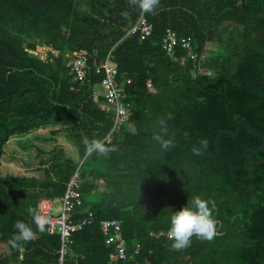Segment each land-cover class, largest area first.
<instances>
[{
  "label": "trees",
  "instance_id": "trees-1",
  "mask_svg": "<svg viewBox=\"0 0 264 264\" xmlns=\"http://www.w3.org/2000/svg\"><path fill=\"white\" fill-rule=\"evenodd\" d=\"M141 14L129 0H0V243L7 249L0 264L57 263L60 236L37 230L28 210L62 198L88 154L82 139L110 132L113 114L95 99L102 82L96 67L108 56L118 81H132L133 109L115 134L116 149L84 162L85 207L76 218L92 224L74 235L66 264H135L110 256L114 248L100 230L108 219L121 221L128 247L141 244L149 264H264V164L249 161L263 140L244 124L238 134H221L237 132L243 119L264 136V0H161L155 14L145 13L154 27L145 38L130 34ZM167 29L191 37L200 56L209 43L217 49L183 65L182 50L171 57L162 47ZM82 50L90 70L81 82L68 63ZM162 119L176 145L167 151L153 139ZM41 130L52 138L64 133L80 161L56 149L40 161L39 175H3L6 144ZM202 139L207 147L196 155ZM253 160H264V151ZM90 176L103 179V191ZM197 195L216 205L212 241L194 236L175 250L150 236L168 231L171 215ZM18 220L36 236L14 249L8 241Z\"/></svg>",
  "mask_w": 264,
  "mask_h": 264
},
{
  "label": "built area",
  "instance_id": "built-area-1",
  "mask_svg": "<svg viewBox=\"0 0 264 264\" xmlns=\"http://www.w3.org/2000/svg\"><path fill=\"white\" fill-rule=\"evenodd\" d=\"M153 24L148 21L145 13L142 12L137 24L130 31V34L139 33L143 38L148 37L153 32ZM162 47L164 51L171 57L178 53V50L184 52L180 56V62L184 65L189 59L192 61L203 62L205 55H199L193 47V40L191 37L180 36L175 30L167 29L162 39ZM43 55L46 50L38 47ZM55 53V51H53ZM70 60L68 65L72 72L76 75L79 81H84L87 78L90 70L88 65V52L82 50L75 55H69ZM203 72L202 69H200ZM96 74L102 76L101 89L102 93H95V99L103 98L100 105L102 111L113 114V125L108 135L102 140L107 148L115 150V134L118 129L129 123L130 114L133 109L132 103L128 100V92L126 85L131 84V80L127 83H120L118 81V70L115 63L110 59V56L96 67ZM147 87L150 92L155 93L156 90L151 80L147 82ZM87 156L81 160L74 171L65 191V194L59 200L50 198L42 199L39 202L38 209L47 216L50 223L42 230L51 235L58 234L60 236V248L58 251L59 258L56 264H66L70 255L71 246L73 245V238L76 233L83 231L86 227L92 224V219L83 217L77 219L78 213H82L85 203L82 197V183L84 178L82 176L83 165ZM90 180H94L92 176ZM100 191L104 190L103 179L94 180ZM58 207V214L55 213ZM91 215V214H90ZM100 230L108 245L113 246L114 251L111 257L116 258L123 263L134 262L135 264H149L148 257L143 259L142 245L137 244L133 249L128 247L127 241L123 235V227L121 221L117 219L103 220L100 223ZM150 236L155 239H168L167 231H152ZM23 251V249H22ZM22 257V256H21ZM165 264V263H162Z\"/></svg>",
  "mask_w": 264,
  "mask_h": 264
},
{
  "label": "clouds",
  "instance_id": "clouds-1",
  "mask_svg": "<svg viewBox=\"0 0 264 264\" xmlns=\"http://www.w3.org/2000/svg\"><path fill=\"white\" fill-rule=\"evenodd\" d=\"M129 5L138 8L143 13L155 14L161 6V0H129ZM121 15L125 19L129 18L127 11L122 12ZM159 125L160 133H154L153 139L159 143L163 151L174 148L176 146L174 139L165 138L168 133L166 121L160 120ZM82 143L87 153L95 152L105 156L108 154L109 149L102 140H89L84 137ZM198 144L199 147H193V153L196 155L201 154L202 149L207 147V140L202 139L198 141ZM215 209L214 201L202 199L197 195L188 201L187 206L175 211L170 217V227L167 231L168 239L172 241L171 247L175 250H183L189 246L194 236L202 241H212L217 234V221L213 215ZM28 211L37 230L42 231L50 223L49 218L43 215L38 208H29ZM14 229L15 233L8 241L14 249L36 236L32 227L20 220L15 222Z\"/></svg>",
  "mask_w": 264,
  "mask_h": 264
},
{
  "label": "rangeland",
  "instance_id": "rangeland-1",
  "mask_svg": "<svg viewBox=\"0 0 264 264\" xmlns=\"http://www.w3.org/2000/svg\"><path fill=\"white\" fill-rule=\"evenodd\" d=\"M217 46V42L209 43L204 55L207 56L215 51ZM100 91L102 92V89ZM56 149H62L66 156L74 158L77 162L80 161L78 148L65 137L64 133L61 132L56 138H52L49 130H41L24 138L12 139L6 144L1 172L3 175L13 176L39 175L37 168L40 161L50 159L51 153ZM58 212L57 207L55 213L58 214ZM6 252V247L0 243V255Z\"/></svg>",
  "mask_w": 264,
  "mask_h": 264
},
{
  "label": "water",
  "instance_id": "water-1",
  "mask_svg": "<svg viewBox=\"0 0 264 264\" xmlns=\"http://www.w3.org/2000/svg\"><path fill=\"white\" fill-rule=\"evenodd\" d=\"M245 125V127L254 135V136H256V137H258V138H260V139H262L263 140V145L260 147V148H258L254 153H252V155L250 156V158H249V161L252 163V164H254V165H261V164H264V160H262V161H254L253 160V157L257 154V153H259V152H261V151H264V136L262 135V134H260V133H258V132H256V131H254V130H252L251 128H250V126L247 124V122L245 121V120H241L240 121V123H239V125H238V130H237V132H235V133H230V132H222L221 134H230V135H233V134H238L239 132H240V129H241V126L242 125Z\"/></svg>",
  "mask_w": 264,
  "mask_h": 264
},
{
  "label": "crops",
  "instance_id": "crops-1",
  "mask_svg": "<svg viewBox=\"0 0 264 264\" xmlns=\"http://www.w3.org/2000/svg\"><path fill=\"white\" fill-rule=\"evenodd\" d=\"M100 89L101 88H99V92L98 93H102L101 91H100ZM36 133H38V132H36ZM31 135V134H30ZM29 136V135H28ZM23 251H21V253H22ZM22 256V255H21ZM20 256V258L22 259V257Z\"/></svg>",
  "mask_w": 264,
  "mask_h": 264
}]
</instances>
